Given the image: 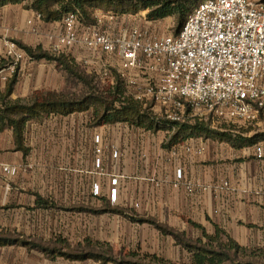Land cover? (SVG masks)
<instances>
[{"label": "crops", "instance_id": "1", "mask_svg": "<svg viewBox=\"0 0 264 264\" xmlns=\"http://www.w3.org/2000/svg\"><path fill=\"white\" fill-rule=\"evenodd\" d=\"M19 5L14 14L12 6L4 7L8 12L5 16L9 17L10 11L18 26L21 36H15L32 46L36 40L28 32L34 25L37 40L47 50L51 46L47 36L57 30L60 21L46 22L23 3L15 6ZM57 54L76 62L88 57L81 49ZM54 63L28 55L16 75L11 97L28 99L40 90H62L66 72ZM3 86L0 84L1 92ZM32 121L35 127L25 131L26 153L16 148L12 132L6 135L5 146L0 139V162L17 168L15 174H0V205L11 216L15 211L24 216L32 210L43 221L44 213L58 205L104 206L118 221L116 228L111 226L116 235L104 238L107 247H125L140 257L157 256L168 264H188L186 260L192 264L193 257L173 234L162 231V226L181 234L190 230L214 234L219 229L243 247H264V239L252 245L242 243L241 238L249 233L264 236V158L256 156L257 145L238 150L228 142L195 137L165 147L164 130H146L123 122L96 125L91 111L52 113ZM188 146L190 151L186 150ZM199 148L203 149L201 154L196 152ZM115 151L119 152L116 158ZM98 157L100 166L96 164ZM179 168L185 179L196 185L195 193L174 185ZM115 176L117 197L112 200ZM224 181L229 182V189L218 187ZM206 186L208 190L203 189ZM40 198L54 206L38 205Z\"/></svg>", "mask_w": 264, "mask_h": 264}, {"label": "built area", "instance_id": "2", "mask_svg": "<svg viewBox=\"0 0 264 264\" xmlns=\"http://www.w3.org/2000/svg\"><path fill=\"white\" fill-rule=\"evenodd\" d=\"M139 16L97 10L95 22L86 25L78 13L70 12L47 37L54 53L83 50L88 54L84 63L96 67L97 76L112 83L123 80L137 101L146 107L149 102L159 104L174 121H184V112L190 111L205 118L264 123V0H203L177 35L158 34L147 18ZM37 17L42 19L39 13ZM31 31L36 33L37 27L33 25ZM5 45L10 61L0 68L1 83L17 75L28 59L14 40ZM255 153L263 159L264 147L257 145ZM118 156L115 151L114 157ZM96 164L101 165L100 157ZM16 172L17 168L0 162L1 175ZM117 182L118 177H113L112 200L117 197ZM174 185L196 192L182 168L176 171ZM218 187L230 185L224 181Z\"/></svg>", "mask_w": 264, "mask_h": 264}, {"label": "rangeland", "instance_id": "3", "mask_svg": "<svg viewBox=\"0 0 264 264\" xmlns=\"http://www.w3.org/2000/svg\"><path fill=\"white\" fill-rule=\"evenodd\" d=\"M31 2L32 1L30 0L25 1L23 2V6L26 7L27 4H30ZM15 5L17 4H0V68L8 65L10 61L9 58H7V49L5 45L7 40H14L21 48L28 46L20 39V37L18 38L15 36L16 33L19 36L21 35L19 30L16 29L18 26L14 23V21H12L13 18L10 16V11L9 17L5 16V13L8 14V12L4 10V7L12 6L13 9L11 10V13L14 14L15 11L20 7V5L17 7ZM85 6L87 7L89 14L97 11L98 9L105 10L109 8H129L128 10L131 11L137 7L138 13L136 14H140L139 17H142V19L147 18V14L149 12V10L142 8L140 0H85ZM54 8L56 9L58 7L55 6ZM35 12L38 13V11ZM149 22L150 24L148 25L156 30L158 34L162 35L176 33L181 28V25L177 23L173 16H168L161 20ZM28 35L31 37L34 36L36 40L30 47L35 48L41 44L40 41L37 40V33L30 31L28 32ZM47 51H49L51 54H55L50 45L47 47ZM83 60H79L77 62V70L78 73L82 74L86 78L87 82L83 81L77 75L66 71L63 66L61 67V65H59L57 61L54 60V64L66 72L64 73L65 82L63 89L60 91L40 90L37 91V93L30 95L28 99L21 100H23L24 103H31V99H33L35 96L43 98L49 92L63 94L67 99L75 101H81L84 98L92 95L109 97L108 92L114 87V85L117 83V80L114 83H112L111 80H103L94 72V68L96 67L85 64ZM14 80H17L16 75L7 83L0 82V84L5 85V87L3 86L4 92H6V88L12 85ZM122 90L127 96L135 99L127 87L123 86ZM4 92L0 91V93ZM10 100L15 101L17 99H13L10 96ZM143 108L149 110L156 120L161 121L162 123L174 121L168 117V113L165 112L164 108L155 102H149L148 106L146 107L143 105ZM91 112L93 113V109ZM174 114L175 112H173V115ZM45 115H47V113L43 116ZM183 118L184 121L181 122H187L191 125H198L199 127L195 129L196 131L200 129L203 130L204 128L203 132L215 131L222 134H227L240 140L239 144L243 145H245L248 138L257 136L254 138L257 140L255 145H258V143H264V123L248 124L223 118H205L201 117L198 112L190 111L184 112ZM35 119L38 118L31 119L25 125L24 144H26L25 131L26 129L35 127V123H32V120ZM164 131L165 139L163 144L165 146L169 143L170 139L177 131V128L175 127L173 130ZM8 132H12L14 143L17 148L13 128L9 125H2L0 123V139L3 146H5L6 135ZM205 139L227 142L217 138L214 139L212 137ZM262 146L264 147V145ZM245 147L246 146L237 147V149L240 150ZM107 208H110V206ZM53 209L54 210H48L44 213L45 217L42 221L37 211L32 212L31 210L30 213H24V216H20V213L17 214L15 211L11 216V214L6 212L5 206L0 205V238H5L7 240H11L12 242L18 241V243L0 245V264H88L89 262L93 264V260L73 259L71 256L88 252L101 253L106 251L108 247L105 245L106 242H104V238H110L113 235H116V233L111 231L113 230L111 226L116 228L118 221L116 217L113 218L114 213L110 211V209H105L104 206H98L96 204L89 205L87 207L81 205H58ZM107 213L112 214L107 215ZM107 226H109L108 230ZM160 228L162 231L166 229L168 230L166 226H162ZM176 234L179 237L176 238L179 243L188 242L195 246L198 244V240L201 238L204 242L207 241L205 238H203L202 233L199 230H190L187 234ZM241 238L242 243H250L254 245L260 244V242L264 239V236L249 233L246 235L243 234ZM22 241L27 242L28 245H23L21 243ZM255 249L256 248H248L246 255L244 256L246 257L245 260H257L252 252ZM130 250L132 249L115 246L112 253L115 257H117L118 260H126L134 264H146L149 262L148 260H143V257L139 259L138 257L128 256ZM184 257L185 256H181V259L183 260ZM186 262L191 264L190 260H186Z\"/></svg>", "mask_w": 264, "mask_h": 264}, {"label": "trees", "instance_id": "4", "mask_svg": "<svg viewBox=\"0 0 264 264\" xmlns=\"http://www.w3.org/2000/svg\"><path fill=\"white\" fill-rule=\"evenodd\" d=\"M28 0H0V4L6 5L8 3L20 4ZM30 4H27V8L38 11L41 14L42 19L46 22L62 21L64 16L70 12H76L79 15L80 20L86 24H92L95 22V12L90 13L85 6V0H30ZM142 8L149 10L147 14L148 21H156L164 19L168 16H173L177 23L183 27L188 14L203 0H140ZM57 6L58 8H54ZM129 8H109L103 11L112 10L117 14H136L138 8L135 7L131 11ZM99 10V9H98ZM181 28L173 33L177 35ZM28 55L33 59H47L55 60L63 68L86 81V78L78 73V63L75 59L65 54H51L45 50L41 45L37 47H23ZM87 82V81H86ZM15 80L12 85L6 88V92L0 93V123L2 125H9L14 130L15 140L17 143V149L23 152H27V147L24 144V130L28 121L34 118H41L44 114L60 113L68 115L74 112L91 111L93 109V123L96 125L108 124V123H128L130 125L145 128L146 130L159 131V130H173L177 128L169 143L165 147H171L182 143L190 138L203 137V138H217L223 141H227L234 148L237 147H250L255 146L257 140L248 138L245 145L239 144L240 140L227 134H222L215 131H205L202 129L196 131L199 126L191 125L187 122L168 121L162 123L156 120L152 113L143 108L141 102L136 99H132L127 96L123 89L126 87L125 83L121 79H117V83L108 92L109 97L104 96H88L81 101H75L67 99L63 94L49 92L45 97L39 98L35 96L31 99V103H24L23 100L17 99L15 101L10 100V96L13 91ZM264 135V134H263ZM264 137V136H263ZM38 205L45 207L54 206L53 203L44 201L41 198L37 200ZM166 233L173 234L176 238V233L170 230H164ZM225 232L216 230L214 234H208L203 231V239L198 240L197 245H192L188 242L182 243L189 252L192 253V264H264V247L256 248L253 252L256 261L245 260L247 247L241 246L234 239L227 236L224 239ZM179 238V237H178ZM18 243V241H11L5 238H0V245ZM23 245H28L27 242L22 241ZM39 247V246H36ZM113 249L108 246L106 251L101 253L88 252L71 256L73 259H94L101 264H134L126 260H118L112 253ZM128 256L142 258L137 253H129ZM70 257V256H69ZM143 260H149L146 264H168L166 261L159 259L157 256L144 255ZM141 261V260H140ZM143 264V263H138Z\"/></svg>", "mask_w": 264, "mask_h": 264}]
</instances>
